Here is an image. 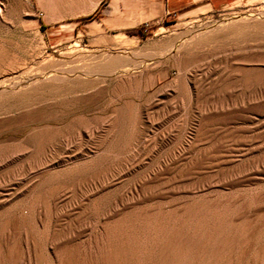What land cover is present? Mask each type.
Returning a JSON list of instances; mask_svg holds the SVG:
<instances>
[{"label":"rangeland","instance_id":"rangeland-1","mask_svg":"<svg viewBox=\"0 0 264 264\" xmlns=\"http://www.w3.org/2000/svg\"><path fill=\"white\" fill-rule=\"evenodd\" d=\"M55 1L0 0V264H98L96 251L109 241L122 246L145 220L150 227L174 224L181 210L173 208L185 202L220 210L218 219H200L202 233L218 235L215 246L204 248L203 264H264V196L258 195L264 182L216 186V169L196 164L188 151L195 143L208 154H235L230 133L259 123L252 132L264 128V116L254 111L231 125L215 116L216 134L194 139V130L212 120L208 114L260 96L259 85L243 83L254 75L233 69L248 66L240 48L264 42V0ZM69 96L77 101L68 115L52 118L37 104L52 97L64 106ZM24 107L23 120L15 112ZM4 113L11 118L1 119ZM117 113L124 130L114 143ZM45 127L61 131L39 135L44 143L37 147L33 132ZM257 139L248 157L264 154V136ZM146 174L163 177L165 188L177 187L122 209L127 214L104 217L119 209L118 193L150 184ZM208 176L210 187L193 193Z\"/></svg>","mask_w":264,"mask_h":264},{"label":"bare ground","instance_id":"bare-ground-1","mask_svg":"<svg viewBox=\"0 0 264 264\" xmlns=\"http://www.w3.org/2000/svg\"><path fill=\"white\" fill-rule=\"evenodd\" d=\"M48 3H55V0H46ZM98 0H94V5L96 4ZM92 4V3H91ZM93 6V5H92ZM239 55H242L246 60L249 61L246 65H248L247 67H238V68H234V71H239L240 72H245V73H250L254 75V81L251 82L252 80L249 79H245L244 80V84L246 86L248 85H259L260 86V90H261V94L260 96L256 97L255 99H253L251 102V104H248L246 106H239V107H231V108H222V110L216 111L214 112V114H208L209 117H211L207 122L201 123V125L199 126L198 129L194 130L195 134H194V139L198 140L200 137L202 136H213L216 134L215 130L216 127L214 126V117L217 116L219 118H221L222 120H224V124L225 122L227 123V125H231L230 123H235L239 120H244L246 117H248L245 113L249 112V111H254V113L256 115H260V116H264V42L256 44V45H246L242 48H240V50L238 51ZM241 62V61H240ZM243 64V63H242ZM232 65V64H231ZM242 66V65H241ZM227 68V67H226ZM225 68V69H226ZM209 69V68H208ZM224 69V70H225ZM208 71V70H207ZM186 75V74H185ZM240 75V74H239ZM188 76V75H187ZM187 76L183 77V78H187ZM199 76V75H198ZM205 76V75H203ZM206 77V76H205ZM53 78V77H52ZM186 81V80H185ZM176 82V81H175ZM193 82V81H192ZM191 82V83H192ZM44 83V82H43ZM46 83V82H45ZM188 84V83H187ZM185 83H181V87L184 86ZM38 86V85H37ZM192 87V86H191ZM196 87V86H194ZM198 87V86H197ZM259 88V87H258ZM183 90V89H182ZM50 92V91H49ZM51 93V92H50ZM49 93V94H50ZM54 93V92H53ZM57 94V93H56ZM54 97V96H53ZM38 98V97H37ZM68 99L67 102L68 104L64 106L57 100H55L54 98L50 97V98H45L43 102H39L37 103L38 105L43 107V112L45 111V113H47L49 116L56 117L59 115H68V111L70 110V105H73L76 101L77 98H72V97H67ZM36 99V98H35ZM62 99V98H61ZM21 100V99H20ZM65 100V101H66ZM40 101V100H39ZM37 102V100H36ZM63 102V100L61 101ZM221 102V101H220ZM33 103V102H32ZM60 103V106H59ZM26 105V104H25ZM35 106V105H34ZM33 108V107H32ZM40 108V107H39ZM130 108V107H129ZM131 109V108H130ZM40 110V109H39ZM27 111H29V108L24 107L20 110H18L15 113L19 114L20 118H27ZM116 111V110H115ZM128 111V110H127ZM23 113V114H22ZM44 113V114H45ZM115 113V112H114ZM130 113V112H129ZM21 114V115H20ZM39 114V112H38ZM46 114V115H47ZM124 114V113H123ZM129 115V114H128ZM127 115V117L129 118V116ZM141 115V114H140ZM11 114H5L2 115L1 114V119H10ZM14 116V115H13ZM35 116V115H34ZM117 118H119V124L116 125L115 129V135L113 136V142L116 143L119 141L121 134L123 132V125H122V117L123 115L121 114H116ZM125 116V115H124ZM131 116V115H130ZM206 116V115H205ZM32 117V116H30ZM37 117V116H36ZM41 118V117H40ZM115 118V119H117ZM254 118V117H253ZM21 119V120H22ZM23 119V120H24ZM28 119V118H27ZM42 119V118H41ZM20 120V121H21ZM249 120V119H248ZM255 121V120H254ZM12 122V121H10ZM111 122V121H110ZM220 122V121H219ZM21 123H23V121H21ZM229 123V124H228ZM81 124V123H80ZM87 124V123H86ZM150 124V123H149ZM3 125V124H2ZM12 125V124H11ZM96 124H94L95 126ZM113 125V124H112ZM115 125V124H114ZM259 127L261 128V124H254L252 127H248V126H244L241 128V132L240 133H230V135L232 136L231 139L233 141L236 142L237 147L233 150L234 152H236L235 154L233 153H229V154H221V155H213V154H208V152H201V150L196 149L195 147L197 146V144H192L190 145L188 151L191 153L193 161L196 164H202L205 167L208 168H213L216 169L215 171H217V176L220 178V181L218 180L217 183H215L216 186H225V185H246V184H256V183H262L264 182V154L258 155V156H251L248 157V154L254 149L253 147H251V144H254L255 141H257V137H262L264 136V128L261 129L258 133L260 135H258V133H254L252 132L255 129H259ZM84 128V127H83ZM92 129V127H90ZM98 128V127H97ZM90 129V130H91ZM83 130V129H82ZM61 131V128H54V127H45L41 130L35 131L33 132L32 137H34L35 140V144L37 147L41 146V144L44 143V139L43 137H39V135H42L43 133L45 134H52V133H57ZM75 131V130H74ZM84 131V130H83ZM95 129H92L91 131H89L88 135H92V133H94ZM99 131V130H98ZM238 131V130H237ZM99 133V132H98ZM191 133V132H190ZM194 133V132H193ZM78 134V133H77ZM86 134V133H85ZM36 136V137H35ZM56 136V135H55ZM93 136V135H92ZM141 136V135H140ZM90 137V136H89ZM103 138V137H102ZM107 138V137H106ZM193 139V138H192ZM95 140V139H94ZM110 140V139H109ZM108 140V141H109ZM229 140V139H228ZM190 141V140H189ZM22 143V142H21ZM160 143V142H159ZM198 143V142H197ZM200 144V143H199ZM97 147V146H96ZM100 147V146H99ZM145 147V146H144ZM161 147V146H160ZM180 147V146H179ZM260 148V146H257ZM233 148V147H232ZM212 149V148H211ZM256 149V148H255ZM25 150V149H24ZM81 150V149H80ZM145 150V149H144ZM232 150V149H231ZM79 151V149H78ZM77 151V152H78ZM185 151V150H184ZM258 151V149H257ZM256 151V152H257ZM45 152V151H44ZM75 152V153H77ZM74 153V154H75ZM100 153V152H99ZM107 154V153H105ZM136 154V153H135ZM127 155V154H126ZM178 155V154H177ZM176 155V156H177ZM5 156V155H4ZM59 156V154H58ZM69 156V155H68ZM101 156H105V155H99L97 158L99 159ZM164 156V155H163ZM179 156V155H178ZM177 156V158H179ZM187 156V155H186ZM32 157V156H31ZM62 157V156H61ZM65 157V156H64ZM149 157V156H148ZM6 158V157H5ZM60 158V157H59ZM102 158V157H101ZM174 158V157H173ZM185 158V157H184ZM40 159V157H39ZM135 160L138 158H134ZM124 160V159H123ZM142 160V159H141ZM173 160V159H172ZM175 160V159H174ZM234 160H238L236 163H234ZM1 161V160H0ZM57 161V160H55ZM68 161V160H67ZM100 161V160H99ZM133 161V160H132ZM87 162V161H86ZM96 162V160H95ZM117 162V161H115ZM167 162V161H166ZM50 163V162H49ZM84 162H82V164H84ZM100 163V162H98ZM121 163V162H120ZM168 163V162H167ZM188 163V162H187ZM231 163V164H230ZM90 164V163H89ZM109 164V163H108ZM138 164V163H136ZM222 164L224 166H222ZM70 165V164H69ZM84 166H86V164H84ZM111 166V165H110ZM134 166V165H132ZM203 166V167H204ZM164 167H166V165H164ZM183 167V166H182ZM219 167V169H218ZM48 168V167H47ZM73 167L68 166V168H66L70 174L71 171L73 172ZM85 168V167H84ZM126 168V167H125ZM169 168V167H168ZM114 169V168H113ZM138 169V168H137ZM136 169V170H137ZM162 169V168H161ZM52 170V169H51ZM125 170V169H124ZM185 170V169H184ZM66 171V170H65ZM63 171V173L65 172ZM166 171V170H165ZM76 172V170H75ZM74 172V173H75ZM17 173V172H16ZM68 173V172H66ZM124 173V171L122 172ZM147 173V172H146ZM185 173V172H184ZM23 174V173H22ZM117 174V173H116ZM28 175V174H27ZM69 175V174H68ZM105 175V174H104ZM119 176V174H118ZM146 180L144 179V181H149L150 184L146 185L144 187V185L139 186V188H136V186H132L131 188H129L126 192H121L118 193V196L116 197L118 200V206L119 209H116V211H114V213H112V211H107L104 213V217L108 218L111 217L113 215H118V214H122V209L132 206L135 203L141 202L145 199H150V198H154L157 195L160 194H164L166 192H172V190H175L177 186L174 185H170V187H164L165 186V181H163V177L161 176H157V174H146ZM144 176V177H145ZM215 176V175H214ZM213 176V177H214ZM50 177V176H49ZM79 177V176H78ZM143 177V178H144ZM175 177V176H174ZM188 177V176H187ZM212 176H208V179H203L202 181H200V183H198L197 185H194V187L192 188V192L193 193H201L202 191H204L205 189H207L208 187H210L211 183L209 180H211ZM142 178V177H141ZM185 178V177H184ZM49 179V178H48ZM111 179V178H110ZM213 179V178H212ZM179 180V179H178ZM17 181V180H16ZM50 181V180H49ZM167 181V180H166ZM104 182V181H103ZM112 182V181H111ZM143 182V181H142ZM173 182V181H172ZM138 183V182H137ZM39 183V186H41ZM77 184V183H76ZM86 184V183H85ZM146 184V183H145ZM169 184V183H168ZM191 185V184H190ZM106 186V185H105ZM116 186V185H115ZM138 186V185H137ZM264 185H261V188ZM38 187V186H36ZM88 187V186H87ZM104 187V186H103ZM179 187V186H178ZM242 187V186H241ZM247 187V186H246ZM249 187V186H248ZM30 188V187H29ZM101 188V187H100ZM120 188V187H119ZM259 188V187H258ZM20 189V188H19ZM53 189V188H52ZM55 189V188H54ZM92 189V188H91ZM257 190V189H256ZM94 191V190H93ZM206 191V190H205ZM47 192H51L47 190ZM54 192V190H53ZM81 192V191H80ZM191 192V193H192ZM244 192V190H243ZM252 192V191H251ZM4 193V192H3ZM62 193V192H61ZM86 193V192H85ZM192 193V194H193ZM45 194V193H44ZM219 194V193H218ZM60 195V194H59ZM196 195V194H195ZM245 195V194H244ZM250 195V194H249ZM258 195H263L264 196V190H260V192L258 193ZM64 196V195H63ZM201 196V195H200ZM257 196V195H256ZM5 197V196H4ZM70 197V196H69ZM105 197V196H104ZM164 197V196H163ZM194 197V196H193ZM197 197V195L195 196ZM249 197V196H248ZM1 198V197H0ZM37 198V197H36ZM49 198V197H48ZM56 198V197H55ZM82 198V197H80ZM257 198V197H256ZM263 198V197H262ZM2 199V198H1ZM162 199V198H161ZM183 199V198H182ZM190 199V198H189ZM260 199V198H259ZM37 200V199H36ZM53 200V199H52ZM71 200V199H70ZM191 200V199H190ZM195 200V199H194ZM194 200L190 203L193 204ZM202 200V199H201ZM218 200V199H217ZM39 201V200H38ZM78 201V200H77ZM82 201V199H81ZM167 201V200H166ZM197 202V200H195ZM56 202V201H53ZM72 202V201H71ZM114 202V201H113ZM182 202V201H181ZM180 202V203H181ZM190 202V201H189ZM188 202V203H189ZM39 203V202H38ZM195 203V202H194ZM198 203V202H197ZM194 204L192 206L187 205V203L185 202V204H183L181 207L179 208H173L174 210L180 209L181 210V214L179 215L178 218H181L180 220H176V222L173 224L172 222H174V220L171 222L172 224L170 225V223L165 224L164 222H161L160 224H162L161 226H159L160 224L158 222V225L153 221V219H151L153 221V223L155 224H151V226L155 229L151 231V236H149L147 234V229L148 228H152L150 227L149 223L145 221H143L142 223H140V225H138L136 228H138L139 226H141V230L139 231V234L137 232V234H131L130 238L131 240L126 241L123 243L122 246L117 247L115 246V244L117 245V243L113 242L112 244L109 243L107 244L108 246H105L106 244V240L110 239L109 238V234L107 235L108 238H106L105 240V244L102 246H105L104 250H102L101 252H97V254H99V259L100 262L98 264H203L204 260L201 258L202 256H204L205 254H203L204 252V248L206 249V246L208 245L207 243L211 242L213 245L216 242V238L218 237L217 235V231L216 233L214 232V229L209 230V233L206 232L207 235H205V232L202 233V227L201 226V218H219V211H215V206L212 208H206L205 209L200 205V207ZM204 203V202H203ZM261 203V202H260ZM27 204V203H26ZM144 204V203H143ZM152 204V203H151ZM158 204V203H157ZM220 204V203H218ZM66 205V204H65ZM69 205V204H68ZM95 205V204H94ZM103 205V204H102ZM137 205V204H136ZM204 205V204H203ZM227 205V204H226ZM262 205V204H261ZM38 206V204H37ZM54 206V205H53ZM57 206V205H56ZM73 206V205H72ZM114 206V205H113ZM165 206V205H164ZM180 206V205H179ZM95 207V206H93ZM203 208V209H201ZM221 209V207H219ZM242 208V207H241ZM39 209V208H38ZM92 209V208H91ZM158 209V208H157ZM171 209V208H170ZM218 208H216L217 210ZM230 209V208H229ZM54 210V209H53ZM130 210V209H129ZM132 210V209H131ZM136 210V209H135ZM143 210V209H142ZM151 210V209H150ZM27 211V210H26ZM38 211V210H37ZM60 211V210H59ZM93 211V210H92ZM139 211V210H138ZM160 211V210H159ZM169 211V210H167ZM179 211V210H178ZM226 211V210H225ZM257 211V210H256ZM96 212V211H95ZM124 212V210H123ZM129 212V211H127ZM172 212V211H171ZM218 212V213H217ZM59 213V212H58ZM70 213V212H69ZM152 213V212H151ZM166 213V212H165ZM168 213V212H167ZM170 213V211H169ZM174 213V212H172ZM222 213V212H221ZM225 213V212H224ZM23 214V213H22ZM68 214V213H67ZM94 214V212H93ZM123 214H127V213H123ZM122 214V215H123ZM136 214V213H135ZM146 215L149 214L148 212L145 213ZM155 214V213H153ZM157 214V213H156ZM155 214V215H156ZM163 214V213H162ZM226 214V213H225ZM233 214V213H232ZM54 215V214H53ZM119 217L118 218H125V217ZM131 215V214H130ZM154 215V216H155ZM165 215V214H164ZM171 215V214H170ZM174 215V214H173ZM222 215V214H221ZM220 215V216H221ZM23 216V215H22ZM34 216V215H33ZM57 217V215H55ZM59 216V215H58ZM145 216V215H144ZM150 216V215H149ZM153 216V217H154ZM169 216V215H168ZM80 217V216H79ZM116 217V216H115ZM148 217V215H147ZM160 217V214H159ZM222 217V216H221ZM34 218V217H33ZM75 218V217H74ZM77 218V217H76ZM164 218V217H163ZM166 218V217H165ZM177 218V217H176ZM192 218H197V220L195 222H193ZM42 219V218H41ZM58 219V218H57ZM167 219V218H166ZM205 219V220H206ZM216 219V220H217ZM224 219V218H221ZM38 220V219H37ZM49 220V219H48ZM104 220V219H103ZM118 220V219H117ZM137 220V218H136ZM135 220V222H136ZM192 220V221H191ZM213 220V219H212ZM211 220V221H212ZM86 221V220H85ZM114 221V220H113ZM156 221V220H155ZM158 221V220H157ZM222 221V220H221ZM1 222V221H0ZM5 222V221H4ZM20 222V221H19ZM50 222V221H49ZM53 222V221H52ZM61 222V221H60ZM91 222V221H90ZM95 222V221H93ZM126 222V221H125ZM129 222H133L132 220ZM139 222V220H138ZM151 222V221H149ZM214 222V221H213ZM212 222V223H213ZM224 222V221H222ZM2 223V222H1ZM41 223V222H39ZM68 223V222H67ZM116 223V222H115ZM128 223V222H127ZM220 223V221H219ZM51 224V223H50ZM56 224V222H55ZM58 224V223H57ZM69 224V223H68ZM77 224V223H76ZM87 224V223H86ZM94 224V223H93ZM101 224V223H100ZM121 224V223H119ZM126 224V223H125ZM129 224V223H128ZM135 224L134 223L132 226L135 229ZM203 224V223H202ZM2 225V224H1ZM4 225V223H3ZM17 224H14V226ZM44 225V224H43ZM49 225V224H48ZM74 225V224H73ZM103 225V223H102ZM127 225V224H126ZM130 225V228H132V226ZM205 225H206V221H205ZM212 225V224H211ZM225 225V224H224ZM31 226V225H30ZM46 226V225H45ZM50 226V225H49ZM81 226V225H80ZM122 226V224H121ZM157 226V227H156ZM219 226V225H218ZM216 225V227H218ZM16 227V226H15ZM75 227V226H74ZM83 227V226H82ZM87 227V226H86ZM167 228L166 230H168L167 232L169 234H164V231H161V229ZM211 227V226H209ZM224 227V226H223ZM8 228V226H7ZM31 228V227H30ZM47 228V227H46ZM55 228V227H54ZM69 228V227H67ZM126 228V227H125ZM124 228V229H125ZM146 228V229H145ZM173 228V229H172ZM174 228L176 230H178V233H174L172 232L174 230ZM48 229V228H47ZM53 229V228H51ZM66 229V228H65ZM106 229V228H105ZM108 229V228H107ZM181 229V232H180ZM207 229V228H206ZM45 230V229H44ZM62 230V229H61ZM72 230V229H71ZM103 230V229H102ZM128 229H126V232L129 233V231H127ZM132 230V229H131ZM146 230V231H145ZM170 230L171 233H170ZM52 231V230H51ZM95 231V230H94ZM101 231V230H100ZM119 231V230H118ZM56 232V231H55ZM68 232V231H67ZM66 232V233H67ZM89 232V231H88ZM91 232V231H90ZM104 232V231H102ZM132 232V231H130ZM146 235H145V233ZM150 232V229H149ZM148 232V233H149ZM154 232V234H152ZM163 234H162V233ZM176 232V231H175ZM1 233V232H0ZM41 233V232H40ZM47 233V232H46ZM53 233V232H52ZM51 233V234H52ZM64 233V232H63ZM74 233V232H73ZM107 233V232H106ZM113 233V232H110ZM135 233V231L133 232ZM3 234V232H2ZM100 234V233H99ZM103 234V233H102ZM127 234V233H125ZM124 234V235H125ZM130 234V233H129ZM150 234V233H149ZM15 235V234H14ZM20 235V234H19ZM74 235V234H73ZM104 235V234H103ZM111 235V234H110ZM122 235V234H121ZM38 236V235H37ZM47 236V235H46ZM101 236V235H100ZM118 236V235H117ZM128 236V235H126ZM223 236V235H222ZM3 237V236H2ZM76 237V236H75ZM78 237V236H77ZM120 237V236H118ZM46 238V237H45ZM58 238V237H57ZM90 238V237H89ZM222 238V237H221ZM6 239V238H5ZM33 239V238H32ZM39 239V238H38ZM96 239V238H95ZM102 239V238H101ZM117 239V238H116ZM123 239V238H122ZM40 240V239H39ZM57 240V239H55ZM63 240V239H62ZM87 240V238H86ZM89 240V239H88ZM107 240V241H108ZM111 240V239H110ZM15 241V240H14ZM58 241V240H57ZM65 241V240H64ZM78 241V240H77ZM103 241V240H102ZM118 241V240H117ZM9 242V241H8ZM79 242V241H78ZM89 242V241H88ZM92 242V241H91ZM112 242V240H111ZM120 242V241H118ZM221 242V241H220ZM35 243V240H34ZM47 243V242H46ZM77 243V242H75ZM115 243V244H114ZM149 243H152V245H156L158 246V248H150L149 247ZM210 243V244H211ZM217 243V242H216ZM70 244V243H69ZM89 244V243H88ZM101 241H100V245H101ZM114 244V246H113ZM161 244V245H160ZM209 244V245H210ZM35 245V244H34ZM51 245V244H50ZM57 245V244H56ZM79 245V244H78ZM91 245V244H89ZM95 245V244H93ZM121 245V244H120ZM194 245H196L195 247H193ZM218 245V244H217ZM21 246V245H20ZM65 246H68L65 245ZM96 246V245H95ZM101 246V247H102ZM149 248H148V247ZM211 246V245H210ZM215 246V245H214ZM16 247V246H15ZM54 247V246H53ZM152 247V246H151ZM209 246H207L208 248ZM217 247V246H216ZM25 248V247H24ZM65 248V247H64ZM98 248H100V246L98 245ZM192 248V249H191ZM194 248V249H193ZM211 247H209L210 250ZM213 248V247H212ZM82 249V248H81ZM103 248H100V250ZM83 250V249H82ZM99 250V249H98ZM208 250V251H209ZM212 250V249H211ZM9 251V250H8ZM33 251V250H32ZM59 251V250H58ZM62 251V250H61ZM64 251V250H63ZM70 251V250H68ZM81 251V250H80ZM93 251V250H92ZM23 252V251H22ZM41 252V251H40ZM52 252V251H51ZM54 252V251H53ZM56 252V251H55ZM60 252V251H59ZM15 253V250H14ZM47 253V252H46ZM45 253V254H46ZM58 253V252H57ZM61 253V252H60ZM77 253V252H76ZM204 253H208L206 250ZM56 254V253H54ZM68 254V253H67ZM82 254V252L80 253ZM92 254H96L94 251ZM209 254V253H208ZM236 254V253H235ZM33 255V254H32ZM61 255H63L61 253ZM70 255V254H69ZM224 255V254H223ZM227 255V254H226ZM17 256V255H16ZM28 256V255H27ZM58 256V255H57ZM55 256V257H57ZM60 256V255H59ZM66 256V255H64ZM98 256V255H97ZM74 257V256H73ZM78 257V256H77ZM95 257V256H94ZM207 257V256H206ZM228 257V256H227ZM29 259V257H26ZM61 258V257H59ZM66 258V257H65ZM75 258V257H74ZM23 259V258H21ZM27 259V262L29 261ZM57 261V258H55ZM63 260H66L64 258H62ZM89 259V258H88ZM20 260V259H19ZM69 260V259H67ZM95 258L93 260H89V261H94ZM59 261V260H58ZM76 261V260H75ZM98 261V259H97ZM206 261V260H205ZM55 262V261H54ZM88 262V260H87ZM20 263V262H19ZM35 263V262H34ZM46 263V262H45ZM59 263V262H58ZM71 263V262H70ZM69 263V264H70ZM84 263V262H83ZM95 263V262H94ZM4 264V263H3ZM28 264V263H27ZM49 264V263H48ZM56 264V263H55ZM60 264V263H59ZM68 264V262H67ZM74 264V263H72ZM90 264V263H89ZM96 264V263H95Z\"/></svg>","mask_w":264,"mask_h":264},{"label":"crops","instance_id":"crops-1","mask_svg":"<svg viewBox=\"0 0 264 264\" xmlns=\"http://www.w3.org/2000/svg\"><path fill=\"white\" fill-rule=\"evenodd\" d=\"M122 1H124L125 3H129L131 5H134L137 3V0H122ZM141 2L152 4L151 0H141Z\"/></svg>","mask_w":264,"mask_h":264}]
</instances>
